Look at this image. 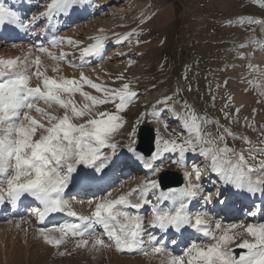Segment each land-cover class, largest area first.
<instances>
[{
  "label": "snow or ice",
  "instance_id": "1",
  "mask_svg": "<svg viewBox=\"0 0 264 264\" xmlns=\"http://www.w3.org/2000/svg\"><path fill=\"white\" fill-rule=\"evenodd\" d=\"M23 2L20 0L21 5ZM85 3L86 0H51L44 11L25 17L20 6L0 0V30L11 28L39 37L48 26H56V18L71 16ZM255 4L264 5V0H255ZM41 18L47 24L36 28ZM133 35H136L135 30L113 42L120 44ZM107 40V36H96L94 42L81 47V41L52 35L48 44L70 45L79 50L81 60L104 59ZM35 47L38 53L47 54L53 61H64L69 55L61 51L57 56L43 44ZM69 63L75 64L74 61ZM43 67L40 55L31 60L27 56L0 59V206L31 198L38 202V206L29 209L38 222L57 213L82 222L39 228L41 237L50 246L59 247L67 237H79L77 247L88 246L91 240L93 246L114 245L118 251L128 252L142 248L145 243L144 217L126 209L138 212L147 206L150 229L177 235L192 229L212 241H191L183 255L173 256L169 264H264V221L226 225L217 221L215 229L205 227L211 219L209 212L217 205L227 206L232 197L243 196L249 200L251 206L246 213L249 218L264 215V147L247 149L246 157L243 150L237 152L225 143V136L232 135L229 129L224 128L222 133L212 137L203 131V125L210 121L188 110L177 114L183 116L182 127L187 135L176 133L162 138L159 130L153 129L157 134L150 137L145 151L140 143L145 123L151 122L147 117H155L159 123L163 117L161 107L163 111L175 112V102L170 103L172 97L158 98L155 105H149L151 111L140 114L129 125L123 113L138 97L129 83L110 87L103 81L95 82L83 72L79 79L63 75L50 77ZM51 70L58 73L59 66L53 65ZM31 77L38 81L36 86H30ZM116 80H124L123 74ZM85 86L98 95L85 91ZM77 93L82 98L80 102L74 98ZM107 104L114 105V111L99 110V106ZM181 107L187 108V105ZM58 110H63V114H56ZM118 130L126 137L123 143L115 141L114 134ZM165 154H170L172 163L182 169V185L158 165V161L167 158ZM257 154L262 158L255 165L250 164L249 160H255ZM186 155L192 158L190 169ZM125 158L141 164L149 175L140 185L116 198H110L111 192H108L98 199L88 200L90 215L77 216L64 194L85 183L105 182L108 174L117 171ZM205 173L215 189L207 194L201 180ZM165 202L167 206H162ZM208 205L212 208L208 209ZM193 209H196L194 216ZM95 226L102 228L107 243ZM50 233H59V236ZM148 236L153 253L163 252L165 243L174 246L180 243L175 238L165 241L152 232ZM232 245L243 251L237 256Z\"/></svg>",
  "mask_w": 264,
  "mask_h": 264
},
{
  "label": "rangeland",
  "instance_id": "2",
  "mask_svg": "<svg viewBox=\"0 0 264 264\" xmlns=\"http://www.w3.org/2000/svg\"><path fill=\"white\" fill-rule=\"evenodd\" d=\"M101 2L103 0H94V5L99 6ZM105 3L99 15L102 18L92 17L66 39L81 41L83 47L94 42L96 36L108 37L104 59L90 63V69L87 65L81 67L77 73L89 71L87 74L92 80L103 81L110 87L129 83L132 90L138 92V97L123 113L129 125L140 114L151 111L149 105H155L158 98L170 96V103L175 102L176 110L186 104L184 112L191 110L210 121L203 125V131L212 137L222 133L224 128L229 129L232 135L225 136L228 147H264V5L258 6L255 0H117ZM121 6L125 7L123 12L117 10ZM145 11L151 13V17L148 23L142 24L140 19ZM134 30L136 35L129 40L120 44L113 42ZM60 47L78 63L85 61L81 60L78 49L67 44ZM167 54L173 57L170 63L164 60ZM42 64L48 76H56L51 70L57 65L55 61L45 57ZM120 74L124 76L122 81L116 80ZM74 98L77 102L82 99L79 94ZM99 110L114 111V105H101ZM161 111L163 117L159 123L149 116L147 120L151 122L146 124L158 129L162 138L176 133L187 135L182 121L173 120L171 111H163L162 107ZM59 113L63 114V110ZM119 132L114 134L115 141L123 143L126 137ZM245 155L248 156L246 150ZM261 158L257 154L255 160L249 161L255 165ZM190 163L192 165V161ZM160 166L182 173L172 159ZM138 174L133 175V179L130 176L115 182L103 193L111 192L112 195L122 190L121 195L131 190L138 185L132 183ZM68 203L79 207L72 199ZM84 210L90 213L91 207ZM223 223L228 224L226 220ZM78 239L67 237L59 247H53L40 233L28 235L19 226L7 228L0 232V264H162L151 252L132 255L131 260H126L113 246H93L91 240L88 246L77 247ZM113 252L117 253L116 257Z\"/></svg>",
  "mask_w": 264,
  "mask_h": 264
},
{
  "label": "bare ground",
  "instance_id": "3",
  "mask_svg": "<svg viewBox=\"0 0 264 264\" xmlns=\"http://www.w3.org/2000/svg\"><path fill=\"white\" fill-rule=\"evenodd\" d=\"M105 1L107 3H109V2L111 3V2H115L117 0H103V2H105ZM84 10H86V7L85 8L84 7H82V8L79 7L75 13H73L71 16H69L68 18H73V21L71 20L70 23H68V24L66 23L68 26L67 25H64V26L61 25V23H60V19L61 18L60 17L56 18V21H57L56 22V26L54 28L52 26H48L47 28H45V33L43 35L37 37L39 39V41H38L37 44L47 43V41L44 40L45 37H47V40H49L52 35H55L57 33L56 32V29H58L57 31L61 33V36L62 35L71 36V34H74L75 32H77L80 29V27H81L82 24L88 22V20L90 18H92V15L99 14L101 12L100 10L99 11L98 10L97 11L90 10V11H88L89 14L86 17H83V14H81L82 13L81 11H84ZM117 10L123 12L125 10V7L124 8H122V6L121 7H118ZM90 14H92V15H90ZM80 17H81V19H80ZM99 18H102V17L99 16ZM67 20H69V19H67ZM46 24H47V21L44 20L43 21V24L42 23L40 24V27H43ZM22 32H23L22 30L21 31H18V33H21V35L19 37H22L23 36V33ZM29 34L31 35V33H29ZM26 35L27 34H25V37H26ZM3 45H5V44L1 43V41H0V56L2 55V52H6L7 54L12 55V52L8 48L2 47ZM17 46L18 47L16 48V52H13L14 55L15 54L16 55H21L24 52H29V53L31 52V51H29V45L25 41L18 42ZM45 47H48L49 50L51 48H53V46H51V45H46ZM57 47H60V45L57 46ZM2 48L5 49V50H2ZM93 60L94 59L86 60V62L89 63L90 61H93ZM138 175L139 176L138 177H135L134 181L132 182L133 184H136V183L141 184L142 183L141 182L142 178L140 177V174H138ZM108 187L104 188L105 192L108 191ZM121 191L122 190H118V191L113 192V194L111 195L110 198H116V197H118L120 195ZM104 195L105 194L103 193L102 197ZM90 199H92V197ZM86 207L87 208L89 207L88 202L85 205L79 204V209H81V210H84V208H86ZM226 218L229 219V218H231V216L230 217H226ZM217 221L220 222V220H217ZM48 225L49 226H53V225H58V224H56V223L55 224H46V226H48ZM17 226H19L20 228H23L24 229V232L26 234H28V235H30L31 233H36L37 234V233H39L38 229L39 228H42V226L36 225L34 223V219H32L30 216H25V217H20V218L18 216H5L3 219L0 220V232H3L4 229H7V228H17ZM58 234L59 233H53V235H55V236L56 235L58 236ZM116 255H117V253L113 252V256L116 257ZM123 257H125L124 259H126V260H131L132 259V258H130L132 256H128V255H125ZM151 257H152V259L154 261L156 260V258L154 256H151ZM162 261H164V260H162Z\"/></svg>",
  "mask_w": 264,
  "mask_h": 264
},
{
  "label": "water",
  "instance_id": "4",
  "mask_svg": "<svg viewBox=\"0 0 264 264\" xmlns=\"http://www.w3.org/2000/svg\"><path fill=\"white\" fill-rule=\"evenodd\" d=\"M153 136L152 128L147 127L144 125L143 132L141 133V143L140 148L144 149L145 151L149 147V139ZM168 176L172 177L174 180H177L181 183V178L179 175L171 173V172H165Z\"/></svg>",
  "mask_w": 264,
  "mask_h": 264
}]
</instances>
